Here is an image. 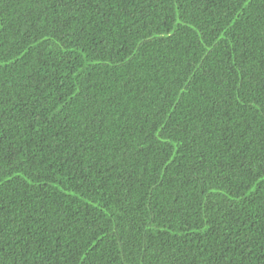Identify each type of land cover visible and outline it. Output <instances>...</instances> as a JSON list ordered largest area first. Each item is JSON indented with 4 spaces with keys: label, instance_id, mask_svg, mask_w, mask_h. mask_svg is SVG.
<instances>
[{
    "label": "trees",
    "instance_id": "1",
    "mask_svg": "<svg viewBox=\"0 0 264 264\" xmlns=\"http://www.w3.org/2000/svg\"><path fill=\"white\" fill-rule=\"evenodd\" d=\"M0 264H264V0H0Z\"/></svg>",
    "mask_w": 264,
    "mask_h": 264
}]
</instances>
